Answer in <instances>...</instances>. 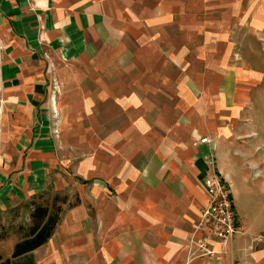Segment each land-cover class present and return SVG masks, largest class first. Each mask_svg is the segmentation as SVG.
<instances>
[{
    "label": "crops",
    "instance_id": "1",
    "mask_svg": "<svg viewBox=\"0 0 264 264\" xmlns=\"http://www.w3.org/2000/svg\"><path fill=\"white\" fill-rule=\"evenodd\" d=\"M263 26L264 0H0V210L59 172L78 199L35 264H264ZM208 152L244 232L201 257Z\"/></svg>",
    "mask_w": 264,
    "mask_h": 264
},
{
    "label": "built area",
    "instance_id": "2",
    "mask_svg": "<svg viewBox=\"0 0 264 264\" xmlns=\"http://www.w3.org/2000/svg\"><path fill=\"white\" fill-rule=\"evenodd\" d=\"M200 141L207 140L202 138ZM204 160L210 169L202 180L206 201L198 211L195 235L188 241L194 255L201 257L214 254L213 242L223 246L232 235L244 232L234 209L229 184L217 170L213 153L208 152Z\"/></svg>",
    "mask_w": 264,
    "mask_h": 264
},
{
    "label": "rangeland",
    "instance_id": "3",
    "mask_svg": "<svg viewBox=\"0 0 264 264\" xmlns=\"http://www.w3.org/2000/svg\"><path fill=\"white\" fill-rule=\"evenodd\" d=\"M260 31L264 37V26ZM251 44V43H249ZM259 52V51H258ZM252 58V57H251ZM250 60V59H249ZM252 60L255 62V68L259 71V81L250 83L249 85L254 88L248 90V97L251 99L250 103L244 107V112L256 113L257 115H264V40H263V54L258 57H253ZM255 101V105L252 101ZM264 125V122H260ZM76 178V177H74ZM70 176L64 173H57L56 176H52L49 179V183L40 194L32 197L34 203L50 205L51 202H55V205H60L64 208L68 203L71 204L75 201L76 191L69 184ZM60 199H64V203H60ZM28 200L21 202L14 211L8 209L0 211V231L7 234L4 239L0 240V257L2 259L8 258L11 252L13 243L18 238L19 230L18 225L28 223Z\"/></svg>",
    "mask_w": 264,
    "mask_h": 264
},
{
    "label": "trees",
    "instance_id": "4",
    "mask_svg": "<svg viewBox=\"0 0 264 264\" xmlns=\"http://www.w3.org/2000/svg\"><path fill=\"white\" fill-rule=\"evenodd\" d=\"M35 195L28 198V223L17 226L18 238L12 245L9 257L4 259L0 257V264H35L31 251L47 241L59 221L63 208L60 205H55V202H51L49 206L34 203L32 197ZM77 201L78 199L75 197V201L71 204L68 203L65 208L76 204ZM64 202V199H60V203ZM18 205L8 210L14 211ZM6 236V233L0 231V240Z\"/></svg>",
    "mask_w": 264,
    "mask_h": 264
}]
</instances>
